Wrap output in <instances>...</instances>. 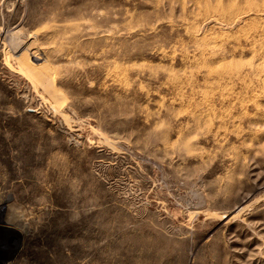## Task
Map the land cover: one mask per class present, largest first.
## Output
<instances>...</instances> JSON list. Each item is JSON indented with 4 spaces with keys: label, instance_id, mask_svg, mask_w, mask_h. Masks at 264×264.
<instances>
[{
    "label": "rangeland",
    "instance_id": "1",
    "mask_svg": "<svg viewBox=\"0 0 264 264\" xmlns=\"http://www.w3.org/2000/svg\"><path fill=\"white\" fill-rule=\"evenodd\" d=\"M264 264V0H0V260Z\"/></svg>",
    "mask_w": 264,
    "mask_h": 264
},
{
    "label": "built area",
    "instance_id": "2",
    "mask_svg": "<svg viewBox=\"0 0 264 264\" xmlns=\"http://www.w3.org/2000/svg\"><path fill=\"white\" fill-rule=\"evenodd\" d=\"M9 259L0 260V264H9Z\"/></svg>",
    "mask_w": 264,
    "mask_h": 264
}]
</instances>
